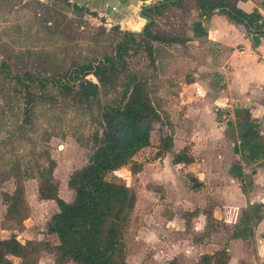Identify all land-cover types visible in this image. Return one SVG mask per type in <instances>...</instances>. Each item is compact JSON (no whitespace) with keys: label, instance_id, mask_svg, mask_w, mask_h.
<instances>
[{"label":"rangeland","instance_id":"obj_1","mask_svg":"<svg viewBox=\"0 0 264 264\" xmlns=\"http://www.w3.org/2000/svg\"><path fill=\"white\" fill-rule=\"evenodd\" d=\"M192 18L180 11L156 18L152 29L157 34L172 36L176 40L173 43L155 42L153 62L141 43L123 57L125 72H132L143 80L159 115L152 122L151 143L154 147L146 150L142 156L132 158L140 163L139 171L133 173L130 163H126L106 176L125 184L136 196L123 230L124 264H166L177 257L182 258L184 264H191L192 256L185 251L190 235L177 231L176 225L168 223L165 218L171 213L170 207H174L180 216L186 209L196 206L204 209L215 204V193L201 191L200 187H195L196 182L205 181L212 184V188L213 183L219 185L221 179L215 175L218 162L226 155L234 157V148L229 145L233 130L230 124L240 122L243 116L237 115L233 107L227 108L229 111L223 114L224 117L222 113L209 111V114L197 119L198 123L185 114V106L195 100L189 96L192 90L190 75L194 71L191 66L207 64L199 50L201 41L192 42L190 36L188 24ZM103 21L87 12L73 9L61 0L38 3L35 0H0V58L10 51L29 49L41 54L53 53L51 58L54 63L67 65L93 60L102 54L112 55L113 43L120 34L110 30L112 24L107 25ZM118 30L122 32L126 29ZM42 58L43 55L39 59ZM39 59H29L34 60L30 65L36 68ZM30 61L26 62L29 64ZM211 68V65L205 68L207 75L214 72ZM86 78L95 82L92 75ZM7 86L9 90L11 87ZM106 88L111 91L109 86ZM105 92L100 90L97 96L100 105L114 97L111 92ZM47 93L53 96V103L40 100L33 104V125L27 133L16 134L12 127L11 111L6 110L4 117L0 114V163L10 165L18 160L20 166H32L34 160L43 162L48 154L55 161L53 176L58 184V196L67 201L72 197L71 190L66 186L68 175L87 162L92 152L93 135L99 133V105L97 102L90 106L68 103L49 85ZM215 113H218L219 119ZM211 115H215V118ZM244 115L248 118L249 113ZM210 116L219 125H214ZM216 126L220 128L216 129ZM163 135L172 136L171 149L160 158H154L155 147ZM182 142L193 161L183 169H176L170 160ZM225 162L226 178L229 180L234 175L232 171L236 163L228 157ZM29 171L30 176L23 179L28 216L22 227L3 216L5 206L2 194L13 190L12 176L0 180V239L14 234L19 240L37 241L40 250L36 264H76L72 261L58 263L54 253L49 251L56 238L46 232L45 222L56 210V205L53 201L38 198L37 180L31 177L33 171L30 168ZM239 183L245 191L248 183L243 176L239 178ZM190 190L194 192L193 195ZM13 260L20 264L18 258Z\"/></svg>","mask_w":264,"mask_h":264},{"label":"trees","instance_id":"obj_2","mask_svg":"<svg viewBox=\"0 0 264 264\" xmlns=\"http://www.w3.org/2000/svg\"><path fill=\"white\" fill-rule=\"evenodd\" d=\"M61 1L75 10L96 15L84 6ZM191 9L197 10L200 17H206L213 9H217L228 20L240 24L244 31L264 35V21L258 22V14L254 10L246 13L238 9L235 0H160L156 4L141 7L140 15L147 20L141 31L121 32L116 24L110 27V30L120 34L113 43L112 55L102 54L93 60L67 65L54 63L51 58L53 53L41 54L42 52L29 49L10 51L0 58V114L4 117L8 110L11 111L12 127L17 135L27 133L33 125L35 102L43 100L53 103V96L47 93L48 85L56 89L68 103L90 106L97 102L99 105L100 127L99 133L93 135L92 152L87 162L72 170L66 181V186L72 192L70 200L66 201L58 196V184L53 176L55 161L48 154L43 162L34 160L32 166H20L18 160L10 165L0 163V180L10 175L13 179V190L2 194L5 206L3 216L6 220L22 227L28 216L23 179L30 176L29 168L33 171L31 177L37 180L38 198L55 203L56 210L46 220L45 230L56 238V243L49 247L56 262L125 263L123 230L136 196L131 188L107 179L106 176L126 163H130L133 173L139 171L140 163L132 158L142 156L146 150L154 147L151 143L152 122L159 115L143 80L132 72H125L123 57L129 50L142 44L153 62L155 42L173 43L176 40L172 36L157 34L152 29L156 18L175 11L191 17ZM99 19L103 21L102 17ZM190 24L191 22L188 24L189 29ZM133 43L135 44L132 45ZM41 55L43 58L39 59ZM29 59H39L38 66H31L30 63H34V60ZM27 60L30 61L29 64ZM87 75L94 76L95 82L86 78ZM6 86L11 88L7 90ZM107 86L111 91H108ZM100 90L111 92L114 97L110 102L100 105L97 99ZM18 103L22 106L19 107ZM171 140V135L161 136L153 157H160L169 151ZM192 160L185 146L171 157V163L177 168L190 164ZM199 211L198 208H193L182 213L184 231H190V219ZM202 212L205 225L200 234H191L193 243L208 235L214 224L211 208H204ZM251 226L250 211H243L237 223L230 227L229 237L243 239L250 232ZM39 250L40 244L37 241L19 240L16 235L10 234L0 239V264H17L13 258H18L20 264H36ZM228 257L226 249L221 248L211 254H200L194 264H226ZM166 264L179 263L171 258Z\"/></svg>","mask_w":264,"mask_h":264},{"label":"crops","instance_id":"obj_3","mask_svg":"<svg viewBox=\"0 0 264 264\" xmlns=\"http://www.w3.org/2000/svg\"><path fill=\"white\" fill-rule=\"evenodd\" d=\"M66 1L95 12V16L102 17L107 25L116 24L119 28L139 32L147 21L140 15L141 7L156 4L160 0ZM235 6L246 13L255 11V0H235ZM190 13L193 17L189 29L190 36L192 42L201 41L199 50L207 64L191 66L194 71L190 75L192 90L189 96L195 100L185 106V114L198 123L197 119L209 114V111L222 113L223 116L228 113L227 108L233 107V111L243 118L234 125L230 124L233 130L229 136V145L234 148L232 150L235 153L234 157L231 154L226 157L221 156L222 160L218 162L215 174L221 179L219 185L213 183L214 188H212V184L205 181L196 182L195 187H200L201 191L208 194L215 193V204L206 207L211 208L212 217L215 219L208 235L197 243L191 241V234H200L205 225V216L201 207H193L200 211L190 219L189 232L184 231L183 212L180 216L177 215L174 207H170L171 213L165 220L173 226L176 225L177 231L190 235V239L187 240L189 246L185 251L192 256L191 264L196 262L200 254H211L221 248H225L229 256L226 264H264V39L256 32L244 31L240 24L228 20L217 9H213L206 17L198 16L195 9H191ZM259 18L258 22L262 23ZM209 65L214 72L207 75L205 70ZM218 113L215 114L219 119ZM244 113H249L248 118ZM211 116L210 119L213 120L215 115L212 116L213 118ZM213 121L214 125H219L218 122ZM218 128L216 126V129ZM218 140L222 142L221 139ZM184 144L182 142L179 149ZM221 157L219 155V159ZM227 157L236 163L233 165L234 175L229 180L225 171ZM172 166L176 169L185 167L177 168L173 164ZM241 176L245 181L247 177L249 180L246 181L248 184L245 191L239 183ZM190 194L193 195L194 192L191 191ZM246 210H249L252 216L250 232L243 239L230 238V227L237 223L241 213ZM176 260L179 264H184L182 258L177 257Z\"/></svg>","mask_w":264,"mask_h":264},{"label":"built area","instance_id":"obj_4","mask_svg":"<svg viewBox=\"0 0 264 264\" xmlns=\"http://www.w3.org/2000/svg\"><path fill=\"white\" fill-rule=\"evenodd\" d=\"M255 11L259 15V20L264 21V3L260 0H255ZM264 39V35H262Z\"/></svg>","mask_w":264,"mask_h":264},{"label":"water","instance_id":"obj_5","mask_svg":"<svg viewBox=\"0 0 264 264\" xmlns=\"http://www.w3.org/2000/svg\"><path fill=\"white\" fill-rule=\"evenodd\" d=\"M260 1H262L263 3H264V0H260ZM110 6V5H109ZM106 12H108V10H106ZM246 181L248 182L249 180H248V177L246 178Z\"/></svg>","mask_w":264,"mask_h":264}]
</instances>
